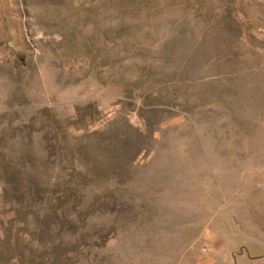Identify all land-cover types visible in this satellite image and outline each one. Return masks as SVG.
<instances>
[{"label":"rangeland","instance_id":"1","mask_svg":"<svg viewBox=\"0 0 264 264\" xmlns=\"http://www.w3.org/2000/svg\"><path fill=\"white\" fill-rule=\"evenodd\" d=\"M0 264H264V0H0Z\"/></svg>","mask_w":264,"mask_h":264}]
</instances>
